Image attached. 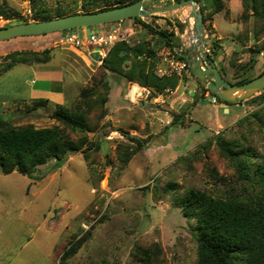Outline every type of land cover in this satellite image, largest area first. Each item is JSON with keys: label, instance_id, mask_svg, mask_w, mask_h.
<instances>
[{"label": "rangeland", "instance_id": "rangeland-1", "mask_svg": "<svg viewBox=\"0 0 264 264\" xmlns=\"http://www.w3.org/2000/svg\"><path fill=\"white\" fill-rule=\"evenodd\" d=\"M222 1V11L215 13L209 8L204 13L205 49L210 51L213 43L218 44L216 59L207 54L231 83L240 77V66L248 69L254 63L249 72L252 75L264 71V51L253 49L252 22L247 32L250 41L239 42V37L245 36L240 0ZM112 3L113 0H0L7 16H0V28L29 21L41 11L54 19L57 13L66 16L81 13L84 7H92L93 11ZM197 6L200 10L198 3ZM189 12L190 7H185L177 18L183 24L182 33L176 26L181 36L178 50L188 45L183 22ZM155 17L141 21L153 28L175 30L166 22L168 19L174 23L171 14ZM189 19L188 29L193 26V18ZM125 28L129 29L128 44L152 40L158 47V67L166 69L162 59L168 57V50L160 47L157 39H151L139 23L125 20ZM62 34L65 31L0 41V119L14 127L58 125L52 118L55 104L47 101L34 105L42 99L32 97L29 83L37 76L34 68L49 76L53 86L63 88L62 105L66 107H71L79 91L89 85L100 64L93 63L80 49L59 43ZM43 51H49L47 63H19L4 71L11 55ZM233 52L236 54L231 58ZM105 79L110 87L104 104L106 116L95 133L88 135L90 141L98 142L100 150L93 152L88 161L76 152L62 161L48 160L30 176L0 173V264H58L62 250L88 231L90 235L66 264H140L133 257L136 246L153 249L154 244L160 250L156 264H196L194 222L182 215L180 198L186 189L219 195L230 188H241L233 166L219 156L215 144L207 149L202 148L203 144L219 133L233 136L237 131V137L245 136L246 146L256 156L264 155V128L259 132L251 124L255 132L249 137L245 126L236 125L239 119L255 112L264 120V102L254 99L225 105L212 101L208 92L203 100L194 102L189 93L197 90L198 84L186 70L178 90L166 93L162 103L148 99L130 106L124 97L126 79L112 72H107ZM219 108L229 112L218 113ZM179 113L185 125L170 127L173 115ZM132 138L146 142L125 163L121 153L123 147H135Z\"/></svg>", "mask_w": 264, "mask_h": 264}, {"label": "trees", "instance_id": "trees-1", "mask_svg": "<svg viewBox=\"0 0 264 264\" xmlns=\"http://www.w3.org/2000/svg\"><path fill=\"white\" fill-rule=\"evenodd\" d=\"M138 0H113L112 5L97 10H90L92 7H84L81 13L99 12L114 7L132 4ZM179 2L180 0H166ZM198 3L203 20L205 12L212 8L215 13L223 10L222 0H194ZM241 22L244 25L245 36L239 37L240 43L250 41L247 32L249 23L253 26V49L255 52L264 51V0H240ZM76 14V13H72ZM65 14L57 13L55 18ZM0 16H6L2 6H0ZM156 18L155 16H149ZM45 11L38 12L29 21L49 20ZM139 25L151 36L157 39L160 47L168 50L178 60H184L175 50L181 49L180 39L173 30L167 27L153 28L148 23L142 22L140 18L128 19ZM22 20V22H29ZM125 21V20H124ZM122 21V23L124 22ZM168 27L173 24L178 27L179 32H183V24L177 20L174 23L166 20ZM56 33V32H54ZM36 35V36H44ZM25 37V36H22ZM259 37L262 40L259 41ZM218 44L213 43L210 55L217 58ZM157 48L152 40L143 39L134 44L117 42L103 58L97 71L91 76L89 85L82 88L76 101L71 107L55 105L52 118L58 125L50 128H35L31 124L14 127L8 121L0 119V173L8 175L17 172L21 175L30 176V173L37 166L45 164L48 160L62 161L67 155L80 152L85 161H88L93 152L99 151L98 142L90 141L89 134H94L102 119L106 116L104 104L108 98L110 89L105 74L112 72L121 75L129 82H136L146 87L150 91L148 99H153L158 94L166 91H174L182 77L175 74L159 75L156 67L160 62L157 60ZM236 52L232 53L235 56ZM214 59H212L214 61ZM11 61L5 66L4 71L11 69L14 64H45L50 60L49 51L43 52H21L11 55ZM130 60V61H128ZM253 60V59H252ZM185 61V60H184ZM232 63V62H231ZM236 61L233 60V64ZM254 63L246 67L240 66V77L230 80V84L241 85L258 76L249 74L253 70ZM187 70L189 68L187 67ZM222 71V72H221ZM224 77L223 70H219ZM198 84V89L193 91L192 101L203 100L204 94L208 90L204 89L198 80L191 74ZM210 93V92H208ZM216 102L227 103L215 95L211 94ZM257 99L259 103L264 102V89L259 91L250 99L240 102ZM47 100L39 99L35 101V106L45 104ZM263 117H258L257 113L248 114L237 121L239 127L247 129L249 137L255 132L252 131L251 124L255 125V130L261 132L264 128ZM250 120L249 123H247ZM183 115H173L170 127L183 126ZM236 135L226 136L219 133L207 140L202 148L207 149L211 144L219 156L229 162L235 171L236 180L241 184L239 190H225L219 195H213L206 191L186 189L178 203L182 215L194 222V240L197 244L196 264H264V155L256 156L251 147L246 146L245 136L241 139ZM239 139V140H238ZM135 147H123L121 158L127 162L132 154L144 147V140L132 138ZM121 147V146H120ZM257 158L258 161H252ZM90 235V231L81 238L71 242L68 248L62 250L58 264L66 262L83 245ZM153 249L136 246L133 257L140 264H156L160 250L155 244Z\"/></svg>", "mask_w": 264, "mask_h": 264}, {"label": "water", "instance_id": "water-1", "mask_svg": "<svg viewBox=\"0 0 264 264\" xmlns=\"http://www.w3.org/2000/svg\"><path fill=\"white\" fill-rule=\"evenodd\" d=\"M185 7H190L189 18H193V39L190 44L178 50L188 65L190 73L199 84L208 92L227 103H236L245 100L264 89V72L241 85L228 83L216 68L215 63L205 52L206 36L204 32L203 14L194 0H180L179 2L163 0H138L132 4L114 7L111 9L93 12L76 13L43 21H31L13 24L0 28V41H6L22 36H36L84 28L88 36L92 27L112 26V24L131 18H145L159 14H171L172 20H177ZM176 12V13H175ZM188 19H184L188 30ZM179 38V34H176ZM180 39V38H179ZM94 62L98 61V54L89 56ZM194 95V93H193ZM204 102V101H203ZM218 113H228V109H219Z\"/></svg>", "mask_w": 264, "mask_h": 264}, {"label": "built area", "instance_id": "built-area-1", "mask_svg": "<svg viewBox=\"0 0 264 264\" xmlns=\"http://www.w3.org/2000/svg\"><path fill=\"white\" fill-rule=\"evenodd\" d=\"M175 28V35L178 34ZM129 29H123L122 21L116 22L112 24V26L91 31L87 36L85 34L84 28H78L73 30H66L65 34L59 36L58 42L63 45H70L75 48L80 49L81 51L86 53V56L93 62L97 64H101L103 58L106 56L108 51L112 48V46L117 42H125L127 43L128 36L127 32ZM177 53V50H175ZM98 54V61L94 62L89 56L91 53ZM205 52H209L205 49ZM169 53V52H168ZM162 61L166 65V69H161L160 67H156V71L159 75H168L175 74L178 77H182L184 72L187 70V63L184 60H178L174 57L172 53H169L167 58H163ZM174 91H166L164 94H158L153 97V100L158 103L163 102V98L166 93L172 94ZM150 95V91L148 88L139 85L136 82H129L127 86V91L125 93V100L130 106H135L137 104L146 103L148 101V97ZM212 101H215V98H212Z\"/></svg>", "mask_w": 264, "mask_h": 264}, {"label": "crops", "instance_id": "crops-1", "mask_svg": "<svg viewBox=\"0 0 264 264\" xmlns=\"http://www.w3.org/2000/svg\"><path fill=\"white\" fill-rule=\"evenodd\" d=\"M106 27H110V25L104 26V28ZM32 70L37 75L29 83L32 85V97L46 99L50 104H64L65 94L63 92V88L57 85L53 86L51 78L49 76H46V74H44L41 70H37L35 68ZM178 88L179 86L175 90H178ZM183 88H186V85H184ZM193 93V91H190L189 94L193 96Z\"/></svg>", "mask_w": 264, "mask_h": 264}, {"label": "bare ground", "instance_id": "bare-ground-1", "mask_svg": "<svg viewBox=\"0 0 264 264\" xmlns=\"http://www.w3.org/2000/svg\"><path fill=\"white\" fill-rule=\"evenodd\" d=\"M190 19H189V25L190 24ZM187 37H188V44H190L192 42V39H193V31H192V28L190 27L188 30H187V33H186Z\"/></svg>", "mask_w": 264, "mask_h": 264}]
</instances>
